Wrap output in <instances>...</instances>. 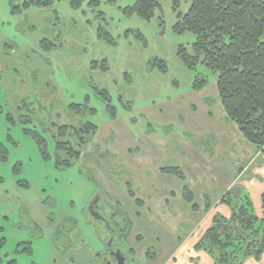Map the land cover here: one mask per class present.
Masks as SVG:
<instances>
[{
    "label": "rangeland",
    "instance_id": "rangeland-1",
    "mask_svg": "<svg viewBox=\"0 0 264 264\" xmlns=\"http://www.w3.org/2000/svg\"><path fill=\"white\" fill-rule=\"evenodd\" d=\"M24 1L0 0V264H99L111 247L121 249L125 264H164L194 227L187 213L198 215L181 187L189 186L199 205L219 197L254 147L226 118L216 73L190 68L177 54L194 41L173 29L190 0H178L176 9L172 0H157L149 19L127 12L135 0L23 8ZM14 70L23 73L21 87ZM197 77L207 81L201 90L192 87ZM11 95L35 108H24L31 121L23 122ZM55 112L74 126L98 128L66 168L56 166L45 137ZM160 167H179L184 177ZM170 190L179 207L166 205ZM250 192L237 205L247 195L257 213ZM94 201L104 221L91 215Z\"/></svg>",
    "mask_w": 264,
    "mask_h": 264
},
{
    "label": "trees",
    "instance_id": "trees-1",
    "mask_svg": "<svg viewBox=\"0 0 264 264\" xmlns=\"http://www.w3.org/2000/svg\"><path fill=\"white\" fill-rule=\"evenodd\" d=\"M81 1L73 0L72 4L77 6ZM172 1L176 9L178 0ZM51 2L25 0L22 7L48 6ZM97 2L88 0L90 5ZM158 5L157 0H135L126 10L149 19ZM173 29L193 34L190 51L185 46L178 47L179 58L190 68L202 64L216 73L217 93L226 118L233 121L243 137L264 155V0H190L188 10L177 13ZM41 43L47 48V42L43 40ZM160 62V68H163L164 63ZM206 86V79L198 77L192 85L194 90ZM76 109L80 110L79 107ZM97 130V126L90 122L74 126V135L78 137L74 141V154L61 156L57 153L56 166L66 168L77 161L82 148L92 140ZM33 136L40 145L43 144L42 138H36L37 134ZM160 170L183 177L179 167H162ZM128 191L133 196L130 188ZM183 197L192 204V208L196 207L193 193L187 186L183 188ZM242 197L238 199L242 200ZM244 198L245 203L237 205L238 199L227 191L221 199L230 206L231 214L224 216L216 213L195 245L208 252L215 264H242L248 257L262 264L264 192L259 214L253 210L248 196ZM136 203L140 204L138 199ZM147 254L151 255L149 251Z\"/></svg>",
    "mask_w": 264,
    "mask_h": 264
},
{
    "label": "crops",
    "instance_id": "crops-1",
    "mask_svg": "<svg viewBox=\"0 0 264 264\" xmlns=\"http://www.w3.org/2000/svg\"><path fill=\"white\" fill-rule=\"evenodd\" d=\"M249 146L250 147H247V148H250V150H251V153L249 155V157L252 155L251 160L249 162L245 163V165L239 170V172L236 175L234 174L232 176L231 180L227 184L226 190L219 197H216L215 199H212V200L205 198L206 199L205 203L201 204V205L194 202L196 207L192 208V204L187 203L184 200V197H183L184 185H183V187H181V192H180L181 198L187 204H189L191 206V209L193 210L192 212L195 214H198V215L195 216L194 214H192V215H194V217H193L192 215L189 216L187 213V217L185 220H188L189 222H191L194 227H193L192 231L189 232L185 236V238H183L182 240L178 239L177 245L176 246L174 245L172 247V251L167 253L169 256H168L167 261L164 262V264H175V261H173V260L176 256L184 257L185 262L189 261L190 257H193V258H197V259L199 258L198 264H215L213 257L208 252L204 251L201 248H196L195 245L198 242V240L200 239L204 230L208 226H210V224L212 223L213 216L216 213H220L224 216H229L231 214L230 206L228 204H226L225 202H222L221 198L227 191L229 192L230 195H232L231 194V192L233 191L232 189H234L236 185H238L237 186V189H238L237 192L238 193L235 196L234 192H233L232 196L238 199V197L244 195L245 189H248L249 192L250 191L252 192V195L254 198L253 202H254L255 208L257 210V213L258 214L261 213V210H262V194L264 192V155L261 154L260 151L257 150V148L254 145H253L254 147H252L251 145H249ZM257 157H258V159L260 158V161L256 160ZM246 159H248V158H246ZM160 168H162V167H160ZM249 171H254L252 178L247 179V180L245 179V180L241 181V179ZM182 173H183V171H182ZM165 174H167V173H165ZM183 177H184V173H183ZM187 187L189 188V186H187ZM189 189L193 193V196L195 199L196 193L194 194L193 190L191 188H189ZM167 196L165 197L166 201L164 200L166 202V205H171L172 207H176V206L179 207V204H177V203L171 204V199H173L176 196V193H174L173 190H170V192ZM172 202H174V201H172ZM252 205H253V203H252ZM135 214H136L137 218H139L141 215L140 213H138V214L135 213ZM139 238H140V236H137V239H139ZM263 254H264V252H263ZM156 255H157V253L155 252V253L151 254L150 256L155 257ZM261 258H262V256H261ZM260 262L262 264H264V261H260ZM242 264H258V262L256 260H254L252 257H248L245 259V261Z\"/></svg>",
    "mask_w": 264,
    "mask_h": 264
},
{
    "label": "flooded vegetation",
    "instance_id": "flooded-vegetation-1",
    "mask_svg": "<svg viewBox=\"0 0 264 264\" xmlns=\"http://www.w3.org/2000/svg\"><path fill=\"white\" fill-rule=\"evenodd\" d=\"M14 72H15L14 74L18 77V79L21 82L19 84V86L20 85L23 86L24 85V81L22 80V79H24L22 77L23 73H21L18 70H14ZM13 96L14 95L10 96L8 102L9 103H10V101L13 102L14 104H11V106L13 108H15L16 111H20V113H22L21 115L23 116V120H24L23 122L31 121L30 118H28V117L25 118L26 114H23L24 108H28L29 111L34 110L35 108L33 106L27 105L26 104L27 101H23V100H22V102H24V103L17 104L16 102H14ZM49 117H50V119H49L50 121H49L48 125L44 126V131L46 133L45 137H49L51 142L54 145L55 157H56L57 153H59L61 156H67L69 154H74V141H76L78 138L74 135V124H72L68 120L62 121L61 114L58 112L53 113ZM8 118H9V116H8ZM45 137L42 138L44 146H46L48 143V140H46ZM75 149L78 150V147H76ZM84 149L85 148H82V151ZM94 208H95V206H94ZM100 219L102 221H104L103 218H100ZM120 251H121V249H120ZM123 255H124V253H123ZM103 260H111L112 263H115L114 259L111 256L110 257L103 256V259L100 261V263H102Z\"/></svg>",
    "mask_w": 264,
    "mask_h": 264
},
{
    "label": "water",
    "instance_id": "water-1",
    "mask_svg": "<svg viewBox=\"0 0 264 264\" xmlns=\"http://www.w3.org/2000/svg\"><path fill=\"white\" fill-rule=\"evenodd\" d=\"M96 201L91 203L89 210H90V213L93 217H95L96 219H100L101 217L99 216L98 212L94 208ZM109 246H110V243H109ZM110 253H111L110 255L114 259L115 263H112L111 260H103L102 263H99V264H125V256L120 251V249L114 250L113 247H111Z\"/></svg>",
    "mask_w": 264,
    "mask_h": 264
}]
</instances>
